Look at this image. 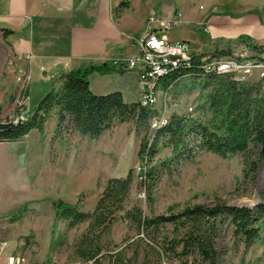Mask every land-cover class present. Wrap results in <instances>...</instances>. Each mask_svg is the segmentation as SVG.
Wrapping results in <instances>:
<instances>
[{"label":"rangeland","instance_id":"374dc122","mask_svg":"<svg viewBox=\"0 0 264 264\" xmlns=\"http://www.w3.org/2000/svg\"><path fill=\"white\" fill-rule=\"evenodd\" d=\"M117 1L129 25L126 29L132 36L131 45L156 28L157 24L149 21L151 15L161 19L180 12V25L168 31L158 30L156 35L165 34L171 41H187L192 58L239 59L244 65L242 70L231 73L242 77L241 81L261 80L264 88V63L256 62V53L239 38L249 35L255 43L264 46V0ZM131 47V52H137L136 47ZM226 50L231 54L220 53ZM2 66L0 62V122H16L25 118L51 89L54 76L31 80L24 88L16 80L18 74L8 72L9 64H6L7 70ZM129 72L133 79L129 82L131 90H122L126 102L136 99L138 94L136 72ZM173 80L168 89L164 85L157 87L155 104L150 107L152 117L169 121L172 114H178L203 123L207 121L210 113L202 81L190 75ZM150 121L149 133L153 132ZM54 125L50 115L43 132L33 130L27 138L26 134L13 142L0 141V242L13 245L14 255L23 264H92L73 253V246L89 220L72 223L69 219L55 218L54 200L62 199L82 212H91L107 180L125 177L129 171L133 181L124 209L136 205L146 216L169 215L195 204L226 203L254 208L264 203L261 143L249 142L245 151L226 157L196 145L198 136L190 134L185 139L186 149L179 155L172 152L170 145L160 146L146 165L155 164L158 170L149 194L138 175L143 163L139 153L144 132L137 130L132 120L112 121L94 139L74 131L69 120L58 130ZM147 194L151 196L150 201ZM23 204L26 206L21 217L11 222V212ZM228 218L223 217L216 233L217 263L264 264V228L256 239L245 242L233 233ZM140 236L130 220L118 217L109 233L100 237V246L121 250L131 259L128 264H140L146 250L138 241ZM158 236L159 240L165 236L171 238L172 225L167 223L161 227ZM99 260L100 264H108L109 257L103 255ZM165 262L179 264L174 259Z\"/></svg>","mask_w":264,"mask_h":264},{"label":"trees","instance_id":"16d2710c","mask_svg":"<svg viewBox=\"0 0 264 264\" xmlns=\"http://www.w3.org/2000/svg\"><path fill=\"white\" fill-rule=\"evenodd\" d=\"M239 38L256 53L255 61L264 63V46L255 43L249 35H241ZM220 53L231 54L227 50ZM200 58L194 56V62L198 63ZM113 71L122 73L124 70L105 62L68 71L59 86L52 85L25 118L12 122L10 128L0 129V141L19 140L32 129L43 132L50 115L56 121L57 130L69 120L74 131L90 139L98 137L112 121L132 120L137 130L144 132L139 153L143 163L138 169V175L150 194L158 170L155 164L149 167L146 165L159 152L160 146L170 145L172 152L179 155L186 149L185 139L190 134L198 136L196 145L226 157L245 151L249 142L262 144L264 140V88L261 80L241 81L235 78V73H205L196 67L192 68L189 75L199 78L202 88L207 90L210 117L203 123L184 115L172 114L165 126L149 133V121L153 115L150 107L141 106L138 101H124L119 91L97 94L90 88L91 73ZM184 75V70L173 71L161 79V85L168 89L175 82L173 79ZM259 156L264 158L262 149ZM132 181L130 171L125 177L109 178L91 212H82L76 205L62 199L54 200L55 218L69 219L72 223L89 220L73 246L74 255L83 262L100 264V256L108 255V264L131 263L123 251L102 249L100 246V237L109 233L112 223L118 217L130 220L141 234L138 241L143 243L147 251L140 264H166L165 261L170 259L178 260L179 264H218L215 238L223 217H229L233 233L241 236L245 242L256 239L264 228V203L254 208L226 203L212 206L195 204L177 213L154 216H146L136 205L124 209ZM147 200H151L148 194ZM25 206L23 204L11 212V222L21 217ZM167 223L172 225L173 236L159 240V229Z\"/></svg>","mask_w":264,"mask_h":264},{"label":"crops","instance_id":"0c3cea01","mask_svg":"<svg viewBox=\"0 0 264 264\" xmlns=\"http://www.w3.org/2000/svg\"><path fill=\"white\" fill-rule=\"evenodd\" d=\"M117 4V0H0L2 68L7 70L9 64V73H25L29 83L54 76L56 86L70 70L125 62L138 52V47L136 42H129V25ZM131 46L137 52H131ZM135 72L138 94L130 102L138 101L141 93ZM128 73L129 70L93 72L89 75L90 88L97 94L119 91L123 95L122 90H131L129 82L133 79ZM33 130L37 131H30ZM4 243L0 247V264H23L14 255V246Z\"/></svg>","mask_w":264,"mask_h":264},{"label":"built area","instance_id":"2783aa9c","mask_svg":"<svg viewBox=\"0 0 264 264\" xmlns=\"http://www.w3.org/2000/svg\"><path fill=\"white\" fill-rule=\"evenodd\" d=\"M151 23H156V28L146 32L144 36L136 40L138 52L125 62L113 61L112 65L125 70H135L138 73V86L141 91L139 103L141 106L151 107L155 103V93L157 87L162 86L161 79L176 70H184L189 75V70L198 68L205 73H230L239 72L243 68L239 59H200L198 63L190 56V46L185 40H169L167 35H156L158 30H170L174 26L182 23V14L175 12L171 17L158 19L149 17ZM208 31V30H206ZM244 69V72H248ZM242 80V77L235 76ZM16 80L22 87L26 88L29 76L25 73L17 75ZM192 111V108H189ZM168 123L167 118H151V130H157ZM5 245L0 242V247ZM10 263L13 258L9 259Z\"/></svg>","mask_w":264,"mask_h":264},{"label":"water","instance_id":"95a60500","mask_svg":"<svg viewBox=\"0 0 264 264\" xmlns=\"http://www.w3.org/2000/svg\"><path fill=\"white\" fill-rule=\"evenodd\" d=\"M12 126H13V123L12 122H9V123H2V122H0V129L10 128ZM262 150L264 151V140L262 142Z\"/></svg>","mask_w":264,"mask_h":264}]
</instances>
